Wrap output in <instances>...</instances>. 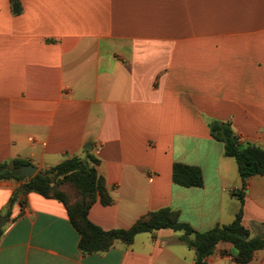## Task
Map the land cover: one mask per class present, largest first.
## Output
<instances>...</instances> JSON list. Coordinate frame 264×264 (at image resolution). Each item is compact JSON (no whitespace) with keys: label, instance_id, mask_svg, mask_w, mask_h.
I'll return each mask as SVG.
<instances>
[{"label":"crops","instance_id":"obj_1","mask_svg":"<svg viewBox=\"0 0 264 264\" xmlns=\"http://www.w3.org/2000/svg\"><path fill=\"white\" fill-rule=\"evenodd\" d=\"M21 3L14 15L0 0V164L94 156L112 203L99 197L89 219L106 231L170 208L204 232L243 206L251 237L264 236V175L247 180L242 205L237 160L209 126L231 122L264 149V0ZM175 163L199 167L204 185L176 184ZM25 183L0 180V264H196L173 229L83 254L65 205ZM233 254L221 242L205 264ZM248 264H264V249Z\"/></svg>","mask_w":264,"mask_h":264},{"label":"trees","instance_id":"obj_2","mask_svg":"<svg viewBox=\"0 0 264 264\" xmlns=\"http://www.w3.org/2000/svg\"><path fill=\"white\" fill-rule=\"evenodd\" d=\"M10 1L12 13L20 15L23 12L21 0ZM209 126L213 138L224 143L225 155L237 160L243 181V188L237 195L243 205V189L247 180L254 175H264V149L244 141L231 122L212 121ZM97 163L98 160L92 155L85 159L72 157L28 179L17 175L19 169L28 162L15 159L0 164V180H26L25 194L35 192L45 198L61 201L67 209L71 223L81 236L79 248L83 254L104 253L116 241L130 245L137 234L161 229L183 231L180 239L195 250L196 264H205L221 242L233 244V259L236 264L250 263L256 252L264 249V236L252 238L250 231L243 225V206L231 224L218 225L204 232L181 221L179 213L170 208L150 212L129 229L103 230L89 219V211L99 197L104 205L112 203L105 181L97 171ZM173 181L184 187H202L204 176L199 167L175 163ZM19 194L17 191L16 195ZM15 198L11 199V205ZM2 234L3 229L0 228V238Z\"/></svg>","mask_w":264,"mask_h":264},{"label":"water","instance_id":"obj_3","mask_svg":"<svg viewBox=\"0 0 264 264\" xmlns=\"http://www.w3.org/2000/svg\"><path fill=\"white\" fill-rule=\"evenodd\" d=\"M41 174V171L38 167L34 165H23L18 172V176L27 177L28 179H32L35 175ZM22 190H25L24 187H22ZM4 222V221H3ZM3 222L1 223L0 227L2 226Z\"/></svg>","mask_w":264,"mask_h":264},{"label":"rangeland","instance_id":"obj_4","mask_svg":"<svg viewBox=\"0 0 264 264\" xmlns=\"http://www.w3.org/2000/svg\"><path fill=\"white\" fill-rule=\"evenodd\" d=\"M4 220H5L4 217H2V218L0 219V225H1V223H2Z\"/></svg>","mask_w":264,"mask_h":264}]
</instances>
